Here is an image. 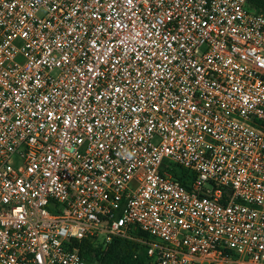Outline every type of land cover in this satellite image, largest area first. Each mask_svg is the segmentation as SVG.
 <instances>
[{
  "label": "built area",
  "instance_id": "1",
  "mask_svg": "<svg viewBox=\"0 0 264 264\" xmlns=\"http://www.w3.org/2000/svg\"><path fill=\"white\" fill-rule=\"evenodd\" d=\"M248 7L0 0V264H85L77 242L114 238L153 264H264V14Z\"/></svg>",
  "mask_w": 264,
  "mask_h": 264
},
{
  "label": "trees",
  "instance_id": "2",
  "mask_svg": "<svg viewBox=\"0 0 264 264\" xmlns=\"http://www.w3.org/2000/svg\"><path fill=\"white\" fill-rule=\"evenodd\" d=\"M249 10L264 14V0H249ZM174 177L190 189L194 176L182 168H173ZM135 236L149 239V236L135 229ZM75 248L80 251L84 261L96 264H153L146 253V246L138 241L114 238L111 243L85 239L77 242Z\"/></svg>",
  "mask_w": 264,
  "mask_h": 264
},
{
  "label": "rangeland",
  "instance_id": "3",
  "mask_svg": "<svg viewBox=\"0 0 264 264\" xmlns=\"http://www.w3.org/2000/svg\"><path fill=\"white\" fill-rule=\"evenodd\" d=\"M85 264H96V263H92V262L87 261V262H85Z\"/></svg>",
  "mask_w": 264,
  "mask_h": 264
}]
</instances>
